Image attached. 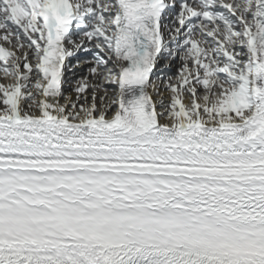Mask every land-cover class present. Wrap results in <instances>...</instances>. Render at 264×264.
Masks as SVG:
<instances>
[{"label": "snow or ice", "instance_id": "snow-or-ice-1", "mask_svg": "<svg viewBox=\"0 0 264 264\" xmlns=\"http://www.w3.org/2000/svg\"><path fill=\"white\" fill-rule=\"evenodd\" d=\"M0 264H264V0H0Z\"/></svg>", "mask_w": 264, "mask_h": 264}]
</instances>
